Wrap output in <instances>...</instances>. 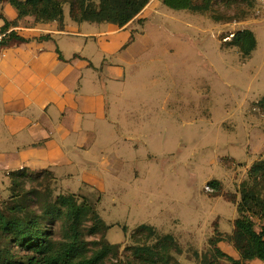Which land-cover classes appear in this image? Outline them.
<instances>
[{
	"label": "rangeland",
	"instance_id": "rangeland-1",
	"mask_svg": "<svg viewBox=\"0 0 264 264\" xmlns=\"http://www.w3.org/2000/svg\"><path fill=\"white\" fill-rule=\"evenodd\" d=\"M252 1L246 17L231 21L225 17L234 10L217 5L199 14L160 3L116 35L108 33L116 27L108 23L72 22L70 3L64 2L65 19L84 34L56 36L53 51L58 47L67 61L58 60L55 69L69 70L75 77L72 92L79 86V99L91 103L80 127L95 135L81 136L73 124L72 135L63 138L61 129L71 121L64 124L56 107L49 118L38 108L39 122L49 121L57 135L54 145L67 142L65 153L75 160L56 173L72 175L0 173V208L21 200L42 204L41 197L53 201L60 194L85 196L112 225L104 238L102 233L85 236L92 249L100 242L118 247L107 264L131 261V246H151L158 234L176 240L174 263L231 264L216 248L239 258L229 236L240 216L242 188L253 187L250 169L264 159V110L259 105L264 97V0ZM0 12L18 34L39 23L32 15L17 18L8 2ZM243 29L252 30L258 41L250 57L230 44ZM84 57L97 69L82 66L89 62ZM100 68L105 75L99 78ZM4 101L0 98V116ZM79 140L90 147L75 146ZM215 179L221 182L218 196L209 184ZM259 188L264 193L263 183ZM253 220L264 228V218ZM141 224L152 225L156 234L136 242L132 234Z\"/></svg>",
	"mask_w": 264,
	"mask_h": 264
},
{
	"label": "trees",
	"instance_id": "trees-1",
	"mask_svg": "<svg viewBox=\"0 0 264 264\" xmlns=\"http://www.w3.org/2000/svg\"><path fill=\"white\" fill-rule=\"evenodd\" d=\"M151 0H0L8 2L17 11V18L34 16L39 22H57L63 26L65 20L64 2L70 3V15L76 22H107L119 27L134 20ZM165 6L176 10H188L203 14L213 11L214 6L234 10L226 20L246 17L255 3L252 0H160ZM219 22L220 17L212 14ZM0 24L4 30L11 28L12 22L1 12ZM141 21V19H139ZM39 37V39H44ZM30 39L12 31L2 43L3 47L27 43ZM230 44L237 46L243 56L250 57L257 48V38L250 29H243L233 35ZM264 110V97L259 102ZM38 172L53 173L50 170ZM35 172V173H38ZM27 176L29 171L22 168L9 174ZM54 174V173H53ZM253 187L244 184L242 200L239 204L240 216L234 220L229 241L239 253V258L216 248L218 256L231 264H248L249 261L264 262V228L258 229L253 216L264 218V193L259 186L264 184V159L255 162L250 169ZM214 196L221 195V182L212 180ZM30 198V197H29ZM42 198V204L31 205L25 200L15 206L0 208V264H107L111 254H117L118 247L109 242L96 243L90 248L86 240L88 233L103 234L110 229L88 199L77 193L60 194L57 198ZM31 201V199H29ZM105 234V235H104ZM152 225L141 224L132 234L137 242L140 236H154ZM178 246L170 234L156 236L150 245L131 246V261L125 264H178L171 261V251ZM19 250L16 251L15 248ZM16 251V252H15ZM22 252V253H21ZM117 258V257H116ZM116 264V263H114ZM212 264V263H209Z\"/></svg>",
	"mask_w": 264,
	"mask_h": 264
},
{
	"label": "crops",
	"instance_id": "crops-1",
	"mask_svg": "<svg viewBox=\"0 0 264 264\" xmlns=\"http://www.w3.org/2000/svg\"><path fill=\"white\" fill-rule=\"evenodd\" d=\"M160 3L157 0H151L138 17L123 27L108 23L116 26L109 29L108 33L116 35L129 30L141 18L140 16L149 10L150 6L154 7ZM72 22L84 23L76 22L73 19ZM0 24H4V22L0 20ZM64 34L79 36L84 33L69 24L66 19L63 26H59L57 22H39L37 26L26 28V31L20 34L29 38V42L4 47L1 51L0 98L3 97L5 100V109H3L0 116V173L3 175L24 168L29 172L47 169L57 174L56 176L71 177L69 176L72 175L70 173H56L59 170L56 168L61 167V169H64L65 166L75 161L72 157H69L68 152L65 153L70 147L67 142L54 145V138L57 135L54 134L49 121L45 125L39 122V119L35 116L38 108L44 115L48 114L45 117L49 118V111L56 107L64 116V124L71 121L72 125L68 123V127L61 129L63 138L72 135L74 130L69 127L73 124H75V131H79L81 136L90 134L91 137L95 135L92 131H83L80 127L83 119L92 110L91 103L87 105L79 99L77 91L79 86H74L75 92H72L73 78L75 77L70 76L69 70L58 72L55 69L58 60L67 61L58 47L55 52L53 51V42H56V36ZM43 36H46V38L39 39ZM126 46L127 44L122 48ZM77 56L78 58L82 57L78 54L75 55V57ZM84 59L89 61L85 57ZM84 65L97 69L91 61L83 62L82 66ZM98 71L99 78L105 75L101 68ZM81 74L83 75V72ZM94 90L95 88H91V91ZM31 99H33L32 106L24 107V103H31ZM103 107L105 109L106 104ZM31 119L36 120L33 122ZM29 136L34 140L31 141ZM75 146L84 149L90 147L89 144H85L80 140ZM53 166L55 169L51 168Z\"/></svg>",
	"mask_w": 264,
	"mask_h": 264
},
{
	"label": "built area",
	"instance_id": "built-area-1",
	"mask_svg": "<svg viewBox=\"0 0 264 264\" xmlns=\"http://www.w3.org/2000/svg\"><path fill=\"white\" fill-rule=\"evenodd\" d=\"M12 31H13L12 28H9V29H7V30H4L3 27L0 25V54H1L2 49L4 48V47L2 46V43L4 42V40L8 37V35H9ZM208 189H210L209 186H208Z\"/></svg>",
	"mask_w": 264,
	"mask_h": 264
}]
</instances>
